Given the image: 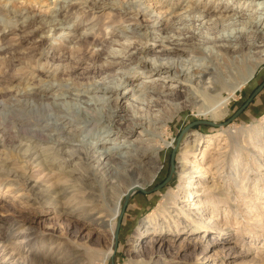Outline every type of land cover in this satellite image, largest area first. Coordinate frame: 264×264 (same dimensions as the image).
I'll return each instance as SVG.
<instances>
[{
  "label": "rangeland",
  "instance_id": "374dc122",
  "mask_svg": "<svg viewBox=\"0 0 264 264\" xmlns=\"http://www.w3.org/2000/svg\"><path fill=\"white\" fill-rule=\"evenodd\" d=\"M189 1L0 0V108L13 103L15 96L22 92H35L36 96L46 97L53 94L56 99L60 97L61 105L65 106L62 108H69L73 112L69 113L73 123L66 126L62 136L73 133L72 145L79 149L81 147V150H96L93 157H99L88 158L83 163L70 160L63 155L69 152L70 146L61 149L52 139L33 142L31 138H8L5 145L0 146V246L8 247L1 260L12 249L13 259L25 257L15 264H70L67 256L73 252L78 255L75 264H264V154L255 159L251 153L254 148L250 149L242 137L234 141L222 131L233 124L242 135H246L251 125L264 121V91L250 109H241L238 112L240 116L230 118L249 91L244 83L236 89L234 96L230 95V87L238 85L237 66L239 63L240 66L246 62L257 63L254 77L249 83L258 82L264 76V41L251 42V37L244 35L245 42L250 39L252 44L251 47L245 45L241 48L239 61L232 60L237 53L225 62L219 56L215 61H208L203 50V55L196 53V56L192 54L187 58L190 74L180 72L175 78L165 75L158 78L155 72L139 70V74L120 84L134 64L143 59L150 65L157 58L155 55L159 53L160 44L154 39L165 34L158 30L148 33L142 28L133 30L135 34L124 21L122 10L133 12L139 8L145 12L154 9L163 12L169 6L182 7ZM257 2L195 0L194 4L200 10L233 14L236 15H232L233 18L241 20L252 17L250 13L259 5ZM173 21L168 27L172 32L168 34H184L193 26L189 17ZM89 22L94 26L86 29ZM66 26L71 31L62 34L61 27ZM225 28H222V32L229 33V27ZM68 30L64 29V33ZM82 31H85L84 34H80ZM83 36L88 38L91 46L80 49L76 43ZM202 45L206 49L209 46L206 42ZM205 66L212 72L208 69L209 73L204 76ZM218 71L223 77L217 74ZM188 76L192 86L181 81ZM215 80L219 83L216 84ZM96 82L118 87L121 93H128L113 113L108 105L112 104L114 94H101V99L97 100L88 99V94L82 95L83 98L79 95L72 97V94H79L78 88L91 87ZM212 84L215 88L220 87L216 88L217 91L213 87L211 93L219 92V96L228 98L224 114L217 119L199 115L198 111L203 109L198 104L193 105L192 101L206 103L205 106L210 102L207 99L202 101L199 95L193 97L190 94L202 88L206 93ZM223 84L225 87H221ZM168 90L177 93V96L155 97L156 93H166ZM154 98L157 101L152 103ZM50 115L45 114L47 124L53 122ZM169 117L171 119L163 126L161 123ZM84 118L88 121L79 131L78 126H82ZM135 119L140 120L141 126L133 132L119 130L118 127H125ZM198 120L216 123H195ZM144 127L149 130L148 133L139 132ZM49 130L53 133L51 127ZM12 131L15 129L12 128ZM193 133L201 138L195 142L188 158L199 166L206 167L211 163L218 169L215 178L208 173L195 181L193 188L207 198V218L215 219L213 227L207 229L205 236L187 230L162 234L157 229L143 234L144 221L149 213L160 204L168 207V202L176 199L175 194L186 184L187 179L182 177L184 175L176 172L187 168V165L182 166L183 146L193 138ZM210 135L217 137L215 146L204 155L202 140ZM167 142L170 144L167 145ZM146 144L156 145L145 153L143 161L147 162L158 153V171L146 188H142L144 192L136 190L126 200L119 219L114 253L111 259H103V254L108 249L112 250L114 232L87 218L100 216L96 211L103 208L105 197L98 193L99 187L95 181L82 177L87 174L85 165L89 164L94 170L97 162H103V155L99 153L104 149L112 151V158L127 159L133 151L132 145L141 147ZM224 150L228 152L227 159L218 155ZM237 151L241 155L236 171L233 159ZM170 162L173 174L170 172ZM114 167L117 170L120 168L117 164ZM143 173L140 170L137 175ZM197 185L201 187H195ZM92 202L97 207L93 211ZM22 237H26L28 242L16 244Z\"/></svg>",
  "mask_w": 264,
  "mask_h": 264
},
{
  "label": "bare ground",
  "instance_id": "6f19581e",
  "mask_svg": "<svg viewBox=\"0 0 264 264\" xmlns=\"http://www.w3.org/2000/svg\"><path fill=\"white\" fill-rule=\"evenodd\" d=\"M255 1H258L257 3L259 5L255 9H253L252 12L250 13L252 17L248 19H241V20H238L239 18L238 19L233 18L232 17L233 14L228 15L223 12L209 13V11H206L204 9L200 10L194 4L195 0L194 1L190 0L188 4L183 5L182 7L169 6L163 12H159L155 9L147 10L146 12L142 11L139 8L133 12L123 9L122 14L125 18L124 21L128 23V26L130 27L132 32H134L136 29L142 28L144 29V31H148V33H151V32L155 33L158 30L159 32L161 31V33L164 32L165 34L161 36H156L154 39V40H157L160 44L159 53L158 55H155V58L157 57L158 59L156 58L157 60L155 59L154 61H152L150 65L149 63L147 65L145 60L143 59L140 60L139 62L134 64L133 68H130L129 71L126 72L127 76L126 78L123 79L122 82H120V84L121 85L125 84L128 81L127 80L128 78H131L135 76L136 74H139L140 72L139 70H142L141 72H147V71L155 72L154 74L158 75L157 76L158 78H161L160 75H165V77H168V78H175L174 76L180 72L186 75L189 72L188 67H187V63H188L187 58L192 57L191 56L192 54L194 56L196 53L203 55L202 54L203 50L205 52V53L203 52L204 56H206V59L208 61H211V60L215 61V59H217L216 57L219 56L225 62L228 58H230L235 53L237 54L232 56V60L239 61L238 56L242 54L240 53L241 48L243 49L245 45L247 46L250 45L252 41H256V40H259L261 42L264 41V0H250L251 3ZM233 16H236V15H233ZM185 17L186 18L189 17L192 20L193 26L190 29H188V31L185 30L186 32H184V34L183 33H176L174 35L168 34V32H172L171 29H170L171 31L168 30V27L170 26L171 22L174 19H180V18H185ZM261 18L263 19V22L258 23L259 20H262ZM144 22L146 23L144 24ZM54 23L52 25H54ZM93 26H94L93 23L89 22L87 23V26L85 28L90 29ZM52 27L56 28L54 26ZM223 27L224 28L229 27L230 32L226 34L223 33L222 32ZM64 29L65 30L69 29V30L66 33H64ZM61 31H62V34H68L71 31V29L68 26H66V27H61ZM84 32L85 31H82V33L80 34H84ZM244 35L245 37L246 36L248 37L249 35L251 37V42H249L250 41L249 38H248L249 41L245 42V37H243ZM203 42H206L207 44H209L207 49L205 45H204L205 47H203L202 45ZM90 44L91 43L89 42L88 38L83 36L82 40L80 39L79 42L76 43V47L81 49L83 46H91ZM245 55H241V56H245ZM161 58L165 60L162 61L160 60ZM216 62H218V60ZM212 63L214 62L212 61ZM226 64H229V62ZM240 64L241 63H239L237 66L238 72H239L237 75L238 85H235L234 87L233 86L230 87L231 96H234L236 89L241 88L244 85V83H246L248 80L254 77L253 75L257 68V63L247 64L246 62L247 65L244 64L241 66ZM213 65L215 66V64ZM205 67L206 69L203 71V75L208 74L209 70L211 71V69H209L207 66ZM214 72L213 74H216ZM192 73H195V72H192ZM213 74L211 76H213ZM217 74H219V71L217 72ZM215 76L217 77V75ZM221 77H218V78L222 80ZM199 78L200 77H198V80ZM181 81L185 84L188 83L187 85L189 86H192L191 85L192 83L190 82L191 84H189L188 82L189 76L184 77ZM140 82L142 83L143 81L141 80ZM215 82L217 81L215 80ZM218 83L219 82H217L216 84ZM214 84H212V86L210 85L212 89L210 88L211 90L210 89L208 91L206 90V93H205V89L203 90V88L200 90L195 89L194 91L190 93L192 94L193 97L199 95L202 98V101H204V99H207V101L210 102V104H207V106H205L206 103H201V102L195 103L194 101L191 100L193 105L198 104L199 107L203 109L200 112L198 111L199 115H202L205 118H210V119H217L221 117L224 114V111L227 108L226 106L228 103V98H225L224 96H219L218 95L220 94L219 92L211 93V91H213L215 88L213 86ZM87 86L81 89L78 88L79 94L78 93L72 94L73 96L70 94V96L74 97V96L79 95L82 97V95L88 94V99L97 100V99H101V94H104V93L106 94L111 93L112 95L114 94L115 98L112 99L111 101L112 104L108 105L111 113L115 111V107L117 106V104L121 102L124 98H126L128 94L126 92L121 93L118 90V87H114V86L110 87L109 85L106 86L102 84V82L101 84L98 82L92 83L91 87L89 86L87 87ZM221 87H225L224 84ZM34 93L33 92L32 93L31 92L30 93H27V92L18 93L15 96L14 98L15 100L13 103L8 104V106L3 105V107L0 108V146H4L8 138L11 140H14L16 138L17 139L18 138L19 139L20 138H27V139L31 138L33 142H38V141H43V140L48 141L52 139L54 143H57V145L60 146L61 149L63 148V146L65 147L70 146L69 152L67 151L63 153V155L68 157L70 160H75L78 163H83V160L87 161L88 158L90 159L91 157H93L94 156L93 153L97 152L96 150L91 151V150H86L85 148L81 150V147L79 149L78 146L71 144V143H74L73 142L74 139L72 137L73 133H70V135L67 134L65 136H62L66 126L69 127L73 123L71 120L72 117H69L70 116L69 113L73 114V112H70L72 110L70 109L69 111V108H67V110H64L62 108V106L63 107L65 106L61 105L60 97H58L57 94L56 96L58 97V99H56L53 94L51 97H48V96L46 97V96H40V95L36 96ZM157 96H163V97L168 98V97L177 96V93H173L170 90H168V92L166 93H159V94L156 93L155 97L157 98ZM156 98L152 100V103L153 101L156 100ZM1 106L2 104L0 105V107ZM46 113H50L52 115L53 117L52 123H49V124L46 123V117H45ZM75 115L73 116L75 117ZM80 116L81 114L79 115V118ZM85 116L87 117V115ZM99 119L98 121H100ZM170 119H171L170 117L169 119H165L161 124L163 126L166 125V123ZM87 121L88 119L84 118V120L81 123L82 126H78L79 131L84 126H86ZM210 122L216 123L213 121H210ZM138 126H141L140 120L136 121L135 119L134 121H131V123H129L127 126L118 127V128L122 132L131 133ZM50 127L53 133L49 132ZM12 128H14L15 131H12ZM106 131H108V129H106ZM222 131L234 141H239V138L242 137L244 139L243 142L244 143L247 142L250 145L251 147L250 149L254 148L251 150V153L253 156H255V159L259 157L260 155L262 156V154H264L263 153L264 121L251 125V127L248 129V132L246 131L245 133L246 135H242V132L239 131L238 127L233 124L228 125L226 128L222 129ZM139 132L148 133L149 130L146 127H144ZM192 135H193V138L191 140L186 141V144L183 146L185 150L182 153L183 159H184L182 161V166L185 167V165H187V168H184L185 170H183L182 172H176V174L182 173L184 175L182 177L187 179L185 181L186 184L179 189L178 193L175 194L177 195L176 199H172L170 202H168L169 203L168 207L167 206L165 207L163 204H160L151 213H149V215L145 218V221H144L143 234L148 232V230L157 229L158 232L162 234H166L169 232L178 233L180 231L187 230V231H191V233L200 232L199 235L201 234L202 236L203 235L205 236V233H207V229H211L213 227V223L215 222V219L207 218V201H208L207 198L201 196V194L197 192V190H193V188H194L195 181H197L199 178L202 179L206 177L208 173L211 174L212 178H215V174L218 169L211 163L206 167L199 166L193 159L191 160L188 158V155L193 152L195 142L201 138V136H199L197 133H193ZM216 138L217 137L215 135H210L206 137L204 140H202V145H201L202 154L204 153L205 155L211 149H214ZM256 141H260L261 143L257 144ZM189 143L192 145H190ZM169 144L170 142H167V145ZM155 145L156 144H153V145L146 144L141 147L132 145L134 146L132 147L133 151L130 153V156L127 159H120L116 157L112 158V155H113L112 151L104 149V151L99 153V155H103V162H97L94 170L92 166H90L89 164L85 165L87 166V170L85 171L87 172V174L83 175L82 177L89 178L93 182L95 181L99 187L98 193H101V195H104L105 197V199H103L104 201L103 208L95 207L96 203L92 202V206H91L92 211L93 209L97 208L96 212L97 214L99 213L100 216L99 217L95 216L96 218L93 216L92 217L88 216L87 218L89 220H91L94 223L99 224L100 226L104 228L108 227L109 230H111V233L116 231V222H117L118 215L120 214V210H121V206H122V202L124 201V198L126 197L128 199V197L131 194H133L136 190L140 188L145 189L146 184L150 180L154 179L156 172L158 171L159 167L156 164L157 163L156 161L159 159L158 153L155 154L154 158L150 157L149 159H147V162L143 161V157L146 156L145 153L151 151L153 149V146ZM218 155L220 156V158L227 159L228 152L224 150V151L218 152ZM239 155L241 154L237 151L233 159L235 162L234 167L236 171L239 168L238 167L239 166V162H238ZM95 157L99 159L98 155H96ZM109 163L113 165L111 166ZM115 164L119 165L120 168L118 170L115 169L114 167ZM140 170H143L144 171L143 174H146L147 176L143 174L138 176L137 172L139 173ZM173 172H174V169H172L171 173L173 174ZM195 187H201V186L197 185ZM187 202L188 204L185 205V203ZM106 217H109V219H107ZM117 225H119V223ZM117 234H118V226H117ZM152 240L153 239H151V241ZM113 241H114V236H113ZM27 242H28V239L26 237H22L18 239V241L15 243L22 244V243H27ZM7 249H8L7 245L0 246V264H15V262L22 261V259L25 258L23 256H19L18 258L13 259L14 252H12V249H11L8 256L4 258L3 260H1L4 257V254L6 253ZM112 252L113 251L111 249H108L105 253L103 252L104 253L103 259L110 257ZM74 253L76 252L70 253V255L67 256L69 258L70 264L77 261L78 255H74Z\"/></svg>",
  "mask_w": 264,
  "mask_h": 264
},
{
  "label": "crops",
  "instance_id": "0c3cea01",
  "mask_svg": "<svg viewBox=\"0 0 264 264\" xmlns=\"http://www.w3.org/2000/svg\"><path fill=\"white\" fill-rule=\"evenodd\" d=\"M249 81H251V79L246 82L247 87H248L247 89L249 90L248 91V94H247L246 98L243 100V102L241 103V105L235 110V112H237L235 116L238 115V112L240 113V110L241 109L242 110L245 109V108H249L250 109L251 106L254 104L256 98L257 97L259 98L260 95L264 91V76H262V78L258 82H255L253 84H251V82L249 83ZM257 87H260L259 90L247 101L248 97L251 95V93L253 92V90H255ZM238 116H240V115H238Z\"/></svg>",
  "mask_w": 264,
  "mask_h": 264
},
{
  "label": "water",
  "instance_id": "95a60500",
  "mask_svg": "<svg viewBox=\"0 0 264 264\" xmlns=\"http://www.w3.org/2000/svg\"><path fill=\"white\" fill-rule=\"evenodd\" d=\"M259 88L260 87H257L255 90H253V92L251 93V95L248 97V99H247V101L259 90ZM236 113L237 112H235L230 118H233V117H235V115H236ZM195 123H206V124H209V125H214L215 123H212V122H210V121H202V120H198V121H196ZM172 155V154H171ZM172 171V164H171V162H170V172ZM166 179H168V177L166 178ZM166 179L164 180V181H166ZM163 181V182H164ZM162 182V183H163ZM162 183L161 184H159L158 186H160V185H162ZM139 191H142V192H144L145 190L144 189H138ZM126 200H127V198L125 197L124 198V201H123V203H122V206H121V210H120V214L118 215V218H117V222H116V231L114 232V241H113V244H112V254L110 255V257H109V259H111V257H112V255H113V253H114V250H115V245H116V237H117V224L119 223V219H120V216H121V213H122V211H123V208H124V205H125V203H126ZM108 264H112L111 262H109Z\"/></svg>",
  "mask_w": 264,
  "mask_h": 264
}]
</instances>
